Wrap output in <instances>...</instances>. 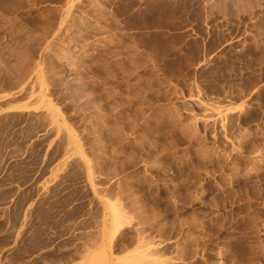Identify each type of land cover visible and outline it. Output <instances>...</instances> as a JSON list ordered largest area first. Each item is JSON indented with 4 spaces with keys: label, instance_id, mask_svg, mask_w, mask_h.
I'll return each mask as SVG.
<instances>
[{
    "label": "rangeland",
    "instance_id": "obj_1",
    "mask_svg": "<svg viewBox=\"0 0 264 264\" xmlns=\"http://www.w3.org/2000/svg\"><path fill=\"white\" fill-rule=\"evenodd\" d=\"M0 264H264V0H0Z\"/></svg>",
    "mask_w": 264,
    "mask_h": 264
},
{
    "label": "bare ground",
    "instance_id": "obj_2",
    "mask_svg": "<svg viewBox=\"0 0 264 264\" xmlns=\"http://www.w3.org/2000/svg\"><path fill=\"white\" fill-rule=\"evenodd\" d=\"M34 75V74H33ZM38 75V74H37ZM41 77V76H40ZM39 83H41V82H39ZM55 124V123H54ZM57 125V124H56ZM52 127V126H51ZM53 128V127H52Z\"/></svg>",
    "mask_w": 264,
    "mask_h": 264
}]
</instances>
